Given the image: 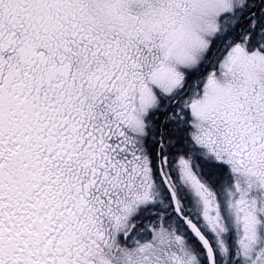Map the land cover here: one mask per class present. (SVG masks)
Returning a JSON list of instances; mask_svg holds the SVG:
<instances>
[{
	"label": "snow or ice",
	"instance_id": "6c2138e0",
	"mask_svg": "<svg viewBox=\"0 0 264 264\" xmlns=\"http://www.w3.org/2000/svg\"><path fill=\"white\" fill-rule=\"evenodd\" d=\"M0 264H264V0H0Z\"/></svg>",
	"mask_w": 264,
	"mask_h": 264
}]
</instances>
